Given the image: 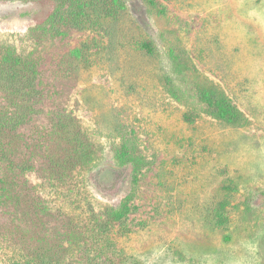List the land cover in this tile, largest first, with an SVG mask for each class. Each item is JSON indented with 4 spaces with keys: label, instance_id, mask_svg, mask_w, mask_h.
I'll return each instance as SVG.
<instances>
[{
    "label": "rangeland",
    "instance_id": "rangeland-1",
    "mask_svg": "<svg viewBox=\"0 0 264 264\" xmlns=\"http://www.w3.org/2000/svg\"><path fill=\"white\" fill-rule=\"evenodd\" d=\"M155 1L80 30L51 27L52 0H0V60L30 55L39 92L0 130V264H264V0ZM203 89L241 120L213 117ZM63 126L88 162L67 164Z\"/></svg>",
    "mask_w": 264,
    "mask_h": 264
},
{
    "label": "trees",
    "instance_id": "trees-1",
    "mask_svg": "<svg viewBox=\"0 0 264 264\" xmlns=\"http://www.w3.org/2000/svg\"><path fill=\"white\" fill-rule=\"evenodd\" d=\"M12 1V0H3ZM30 1V0H21ZM55 9L49 18V24L54 28L56 24H65L71 27L87 30L96 29L103 19L115 18L122 9L123 0H52ZM155 6V0H146ZM75 53H78L76 51ZM38 71L36 63L28 56H21L8 47L0 60V91L7 101L13 105V112L4 113L0 116V130H16L27 122L36 110L33 103L39 96L36 88ZM201 99L209 107L211 114L218 120L236 124L241 120V112L229 101L225 95H219L215 90L203 89ZM59 135L67 140L72 146V151L67 164L79 165L88 162L92 157L89 144H85L80 138L67 131L65 126L58 130ZM118 158L133 166L134 182H138V175L145 165L144 159L135 156L129 148L119 150ZM131 210L130 199H126L118 208H110L105 211L104 218L110 223H121ZM219 222L224 223L218 214Z\"/></svg>",
    "mask_w": 264,
    "mask_h": 264
}]
</instances>
